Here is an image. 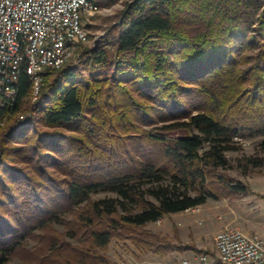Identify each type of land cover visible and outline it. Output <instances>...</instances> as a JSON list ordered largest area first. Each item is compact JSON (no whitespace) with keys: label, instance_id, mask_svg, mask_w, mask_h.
I'll list each match as a JSON object with an SVG mask.
<instances>
[{"label":"trees","instance_id":"16d2710c","mask_svg":"<svg viewBox=\"0 0 264 264\" xmlns=\"http://www.w3.org/2000/svg\"><path fill=\"white\" fill-rule=\"evenodd\" d=\"M80 53L0 108V264H119L114 239L164 256L149 222L245 190L219 171L234 137L262 136L238 165L264 167V0H132L117 43Z\"/></svg>","mask_w":264,"mask_h":264},{"label":"built area","instance_id":"2783aa9c","mask_svg":"<svg viewBox=\"0 0 264 264\" xmlns=\"http://www.w3.org/2000/svg\"><path fill=\"white\" fill-rule=\"evenodd\" d=\"M97 9L92 0H0V108L16 99L22 73L30 78L32 99H38L44 69L70 65L88 39L84 17ZM214 245L213 251L193 252L177 264H264L258 233L227 227L215 234Z\"/></svg>","mask_w":264,"mask_h":264},{"label":"rangeland","instance_id":"374dc122","mask_svg":"<svg viewBox=\"0 0 264 264\" xmlns=\"http://www.w3.org/2000/svg\"><path fill=\"white\" fill-rule=\"evenodd\" d=\"M132 0H95L98 9L85 15L84 23L88 39L76 48L70 65L82 64L85 59L80 53L81 45L94 50L100 47H113L117 43V33L121 27V16ZM38 100V99H37ZM30 97V103H35ZM23 118L33 121L35 111H28ZM171 136L186 135L183 129L168 131ZM262 136L234 137L235 149L226 151L228 165L219 171L246 186L243 192L235 196L219 195L210 197L206 203L194 209L171 213L149 222L147 227L160 236L167 237L174 249L164 256L141 254L126 240L114 239L109 246V255L119 264H177L183 256L192 255V251L182 252L178 245L193 244L197 248L214 250L215 234L227 227H238L249 233H258L264 239V167L244 168L238 161L247 156H259ZM116 196L107 190L99 191L97 197ZM57 228L62 230L60 224Z\"/></svg>","mask_w":264,"mask_h":264},{"label":"crops","instance_id":"0c3cea01","mask_svg":"<svg viewBox=\"0 0 264 264\" xmlns=\"http://www.w3.org/2000/svg\"><path fill=\"white\" fill-rule=\"evenodd\" d=\"M192 253H193V251H192Z\"/></svg>","mask_w":264,"mask_h":264}]
</instances>
